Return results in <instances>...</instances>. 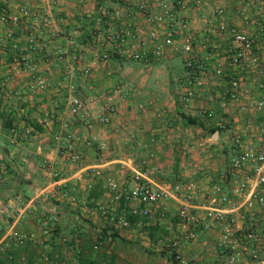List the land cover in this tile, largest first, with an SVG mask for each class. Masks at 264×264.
Wrapping results in <instances>:
<instances>
[{
    "label": "crops",
    "instance_id": "0c3cea01",
    "mask_svg": "<svg viewBox=\"0 0 264 264\" xmlns=\"http://www.w3.org/2000/svg\"><path fill=\"white\" fill-rule=\"evenodd\" d=\"M137 1L121 5L107 0H87L86 6L79 4L78 0H0V12L7 8L11 14H19L21 8H31L34 15L28 22L21 20L16 35L26 46L34 32L38 45L28 54L34 69L32 75L13 72L14 53L9 49L8 53L0 55V64L3 63L0 77L9 78L14 94L21 95L19 102L8 100L14 97L4 98L0 109V136L7 135L0 145V240L12 228L37 237L36 243L31 242L23 248H17L11 241L8 250L15 251L17 256L26 253L33 258L43 250V242L52 255L59 257L58 264H226L227 255L219 246L221 228L214 223L209 228H198V240L193 243L182 232L174 207H170L173 213L163 220L156 217L148 222L136 217L137 221L129 227L120 226L121 209L112 202L103 181L96 175L101 171L103 175L134 185V171L142 170L130 157L134 146L126 147V141L145 136L152 129L151 113L146 112L145 107L158 106L160 100L156 98V92H169V88L155 82L153 72L175 59L186 63L185 56L181 55L165 60L150 56L138 63L120 57L110 46L103 50L110 54L111 60L104 62L87 51L93 35H99L108 23L98 8H124L126 13L136 14L137 5L141 3ZM188 1L183 16L205 15L214 19L217 11L224 8L225 15L216 23L223 21L236 25L260 38L255 22L264 15V0ZM88 8L94 11L91 18L86 16ZM48 13L56 20L64 18L65 21H58L50 28L44 24L43 18ZM125 19L130 22L134 17ZM32 25L34 31L29 29ZM6 30V26L0 25V36ZM206 30L207 25L202 22L191 30L197 43L196 62L189 68L197 75V80L205 83L204 86L190 103H186L183 97L181 102L176 96L169 97L176 103V111L182 112L185 108L192 113L198 122L194 126L200 130L220 126L223 133L228 126L234 137L240 136L260 146L264 143V116L255 113L253 108L244 110L242 105L231 102L225 109L221 107L228 98V80L218 78L215 69L225 61L232 39L223 35L209 41ZM72 45L76 46L81 57L79 68L92 67L88 77H82L79 71L70 74L68 60L59 63L46 56L47 52L59 49L71 54L74 52ZM257 53L264 60L262 43ZM222 65L226 68V64ZM33 74L47 77L51 81L49 90L31 93ZM212 77L215 81L210 80ZM197 80L191 79L183 91ZM244 82L252 91L250 102L264 99V78L257 80L253 75H246ZM261 83L263 87H260ZM70 86L75 87V93L86 104L87 111L78 117H71L66 110L65 96ZM108 94L115 95L117 108L111 123L100 125L95 117L103 110ZM147 95L149 97L143 103L142 99ZM214 96L219 100L214 101ZM136 108L142 110L144 118L137 119ZM205 111L215 114L209 118L208 126L200 118L206 115ZM9 122L12 123L8 130ZM172 125L174 123L166 122L164 127L170 130ZM12 128H30L32 132L23 133L12 143ZM57 133L65 140L69 134L77 137L75 149L83 155L80 162L70 160L68 143H58L55 140ZM102 144L106 146L104 150L99 148ZM205 174L202 173L204 177L198 182L200 192L207 193L213 185L220 184L237 205L246 201L254 185V173L250 168L233 174L228 165L224 170L215 169L212 175ZM129 175L131 178H126ZM237 182L247 183L241 196L233 195ZM226 208L231 209V206ZM234 216L242 231L251 221L257 223L263 237L259 256L264 259V207L256 206L249 214L244 210L235 211ZM45 222L47 227L43 225ZM100 240L102 245L95 251L93 247ZM178 256L184 261L177 259ZM0 264H8L5 257L0 259ZM240 264L256 263L250 255H245Z\"/></svg>",
    "mask_w": 264,
    "mask_h": 264
},
{
    "label": "built area",
    "instance_id": "2783aa9c",
    "mask_svg": "<svg viewBox=\"0 0 264 264\" xmlns=\"http://www.w3.org/2000/svg\"><path fill=\"white\" fill-rule=\"evenodd\" d=\"M107 1L127 5L134 0ZM78 2L87 6V0H78ZM188 3V0H145L137 5L136 14L126 13L124 8L109 10L100 6L98 12L107 19L108 23L106 29L101 31L99 35H93L87 51L93 57L104 62L111 60L110 54L103 50L107 46H110L120 57L138 63L144 62L150 56L165 60L173 55H181L185 56L187 65L191 67L196 62L194 53L197 43V39L191 30L195 25L202 22L207 25L206 32L209 41L216 36L223 35H229L232 39L227 57L222 63L226 64V68L220 64L215 69V75L218 78H227L228 80V102L225 100L221 107L225 109L227 104L231 102L242 105L244 110L253 108L255 113L264 116V99L250 102L252 91L244 82L246 75H253L257 80L264 78V60L257 53L259 44L262 43L264 55V15L255 22L260 34L259 38L236 25L227 24L223 21L216 23L219 18L225 15L224 8L217 11L214 19L205 15L198 17L183 16L182 12ZM93 14L94 11L88 8L86 16L91 18ZM33 15L34 13L29 7L21 8L19 14H11L7 8L0 12V25L7 27L3 36H0V55L8 53V49L14 53L12 70L17 75H32L34 72L28 54L38 48L37 37L32 32L33 37L25 46L22 45L21 40L16 35L21 20L24 19L28 22ZM127 16L129 18L134 17V19H131L130 22L126 21ZM242 17L248 19L246 15L242 14ZM43 18L44 24L50 28L55 26L58 21L60 23L65 21L64 18L56 20L51 13ZM27 26L29 27V24ZM29 29L34 31V26L32 25ZM72 50L74 52L71 54L62 49L56 52L49 51L46 56L59 63L68 60V72L70 74L79 71L82 77H88L92 67L85 66L80 69L81 57L78 55L76 46L72 45ZM204 84L201 80L191 83V86L184 93V101L190 103ZM50 87L51 81L47 77L34 76L30 91L34 94L43 93ZM260 87H263L262 83ZM14 92L10 85V79L1 78L0 100L12 97L11 94ZM65 97L66 110L71 117H78L87 111L85 102L75 93L74 86L68 88ZM115 99L113 94L105 96L103 110L95 117L98 124L108 125L111 123L117 108ZM248 101L250 102L249 105ZM204 113L209 118L215 117L213 111H205ZM87 125L91 127V124L87 123ZM10 132L12 143H14L23 133L30 134L32 129L12 128ZM55 140L58 143L63 141L68 143L72 162L77 163L83 159V155L75 149V143L78 142V139L74 134H69L65 140L60 133H57ZM99 148L104 150L106 146L102 144ZM245 168H250L253 171L254 185L248 192L246 201L239 205L220 184H215L209 192L202 193L197 183L179 181L175 184H161L152 179L148 171H134L133 186L121 182L115 177L103 175L101 171H98L96 175L103 181L112 202L118 208H121V204L124 202L134 217L142 218L148 222L156 217L163 220L169 214L170 207H174L176 219L179 221L182 232L191 242H197L198 228H209L214 223L221 228L219 246L227 255L226 264H240L245 255H250L256 264H264V259L259 256L263 237L257 223L251 221L247 228L242 231L238 227V219L234 216L235 211L244 210L245 213L249 214L256 206L264 207V143L257 146L237 136L230 155L229 170L233 174H237ZM246 189V182H237L234 186L233 195L241 196ZM172 204L173 206H171ZM226 206H231L232 210ZM118 222L122 227L130 226L126 209H121ZM43 225L47 227L46 222ZM11 241L17 248H23L31 242L36 243L37 237L34 234L21 232L14 228L8 230L0 240V259L5 257L8 264H58L59 257L52 255L48 246L43 242L41 243L43 246L41 253L29 258L26 253L17 256L15 251H9L8 247ZM101 245L102 241L100 240L94 245V250L98 251ZM177 259L184 261L179 256Z\"/></svg>",
    "mask_w": 264,
    "mask_h": 264
},
{
    "label": "rangeland",
    "instance_id": "374dc122",
    "mask_svg": "<svg viewBox=\"0 0 264 264\" xmlns=\"http://www.w3.org/2000/svg\"><path fill=\"white\" fill-rule=\"evenodd\" d=\"M143 1L145 0H139L136 3ZM201 44L204 45V43ZM186 64L181 59H175L171 64L160 67L159 71L154 70L155 82H159L162 87L169 88V92H156V98L160 100L158 106L145 107L146 112L151 113L152 129L145 136L130 138L131 141H126V147L134 146L130 157L133 158L139 169L148 171L151 178L161 184H175L179 181L198 184L201 177H204L203 172L206 173L205 175H212V172L217 168L224 170L229 165L230 155L235 143L234 134L228 126L221 134L220 139V134H218V137H214L208 127L200 130L199 127L188 125L183 120L182 115L176 111V103L170 97L176 96L181 102L185 93L183 89L189 86L188 83L191 79L192 81L197 80V75H194ZM192 67H194V64ZM210 80L215 81V78L212 77ZM11 96L15 99L8 100L21 101L19 99L21 95L11 94ZM148 97V95L145 96L142 102L145 103ZM217 100H219L218 97L214 96V101ZM3 101L5 99L0 100V109L3 108L1 106ZM182 112L193 118L192 113L186 111L185 108ZM135 115L137 119L144 118L143 112L139 108H136ZM200 118L201 122L204 125L206 124L205 126L209 125L210 119L207 115H201ZM166 122L174 123L169 127L170 130L165 129ZM153 128L156 130H153ZM6 136H0V145L4 142ZM142 138H147V140L144 139V141ZM126 178H131V175ZM173 211H170L168 215H171Z\"/></svg>",
    "mask_w": 264,
    "mask_h": 264
},
{
    "label": "trees",
    "instance_id": "16d2710c",
    "mask_svg": "<svg viewBox=\"0 0 264 264\" xmlns=\"http://www.w3.org/2000/svg\"><path fill=\"white\" fill-rule=\"evenodd\" d=\"M188 68H189V67H188ZM188 68H187V69H188ZM188 70H189V69H188ZM179 113L182 115L183 120H184L188 125H196V124H198V122H197L196 119H194V118H192V117H190V116H187V115L184 114L183 112H179ZM9 123H10V124H9L10 126L7 127L8 130L11 128V123H12V122H9ZM210 131L213 133V135H214L215 133H219V134H221L222 131H223V128L219 126V127L212 128ZM120 209H126V211H127V219H128V221H129L130 225L137 221L136 217H134L133 215H131V213L129 212V210H128V208H127V206H126V204H125L124 202H122V204H121V208H120Z\"/></svg>",
    "mask_w": 264,
    "mask_h": 264
},
{
    "label": "water",
    "instance_id": "95a60500",
    "mask_svg": "<svg viewBox=\"0 0 264 264\" xmlns=\"http://www.w3.org/2000/svg\"><path fill=\"white\" fill-rule=\"evenodd\" d=\"M214 137H218V133H215V134H214Z\"/></svg>",
    "mask_w": 264,
    "mask_h": 264
}]
</instances>
